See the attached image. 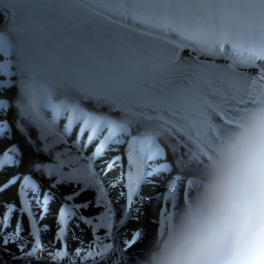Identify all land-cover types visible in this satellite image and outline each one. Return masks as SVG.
I'll list each match as a JSON object with an SVG mask.
<instances>
[{
    "label": "snow or ice",
    "instance_id": "snow-or-ice-1",
    "mask_svg": "<svg viewBox=\"0 0 264 264\" xmlns=\"http://www.w3.org/2000/svg\"><path fill=\"white\" fill-rule=\"evenodd\" d=\"M116 6L119 15L109 14V0H0V192L14 187L16 197L0 203V251L17 247L0 264H129L127 250L143 232L121 238L113 228L128 220L139 186L175 170L163 194L175 202L181 173L199 164L194 147L219 131L216 118L231 120L264 93V0ZM183 48L196 57H182ZM117 167L126 181L119 219L108 196L116 181L105 182ZM60 185L72 191L60 196ZM85 190L93 199L76 203ZM89 206L102 210L84 215ZM49 215L55 233L45 249ZM25 219L30 243L19 242ZM81 224L91 231L87 244L76 236ZM69 233L78 241L71 248Z\"/></svg>",
    "mask_w": 264,
    "mask_h": 264
},
{
    "label": "clouds",
    "instance_id": "clouds-1",
    "mask_svg": "<svg viewBox=\"0 0 264 264\" xmlns=\"http://www.w3.org/2000/svg\"><path fill=\"white\" fill-rule=\"evenodd\" d=\"M203 147L188 198L136 264H264V93Z\"/></svg>",
    "mask_w": 264,
    "mask_h": 264
},
{
    "label": "rangeland",
    "instance_id": "rangeland-1",
    "mask_svg": "<svg viewBox=\"0 0 264 264\" xmlns=\"http://www.w3.org/2000/svg\"><path fill=\"white\" fill-rule=\"evenodd\" d=\"M101 2H104V0H101ZM109 3L111 5V11L110 15H119L120 11L118 7L116 6V0H109ZM130 41H139L142 43H146V41H143L142 38L137 37L135 35H129L127 37ZM180 55L184 58H188L190 55L192 57H196L195 52H190L188 48L181 49ZM200 61H207L210 63H215L217 65H224L226 61L221 58L217 57L214 61L212 60L211 56H204L201 55L198 57ZM241 71H248L251 75H255V70L250 69H241ZM234 113V112H233ZM232 113V114H233ZM216 122L219 126V130L227 125L230 124L231 120L227 121H220L219 118H216ZM209 136L211 139L215 136L214 133L209 130ZM23 147V144H21ZM94 146V145H93ZM91 147L89 148V151H91ZM124 149L121 148L120 152L123 153ZM194 151L197 156L198 162L200 161V153L204 151L203 145L201 147H194ZM114 153H106L104 159H107L109 156L113 155ZM25 155H28L27 149H25ZM169 160H171V155L168 157ZM158 163L163 161H157ZM123 167L124 171H127L128 168V161L127 157H123ZM197 167V164H193L189 166L184 172L181 173L182 176H184V179L181 181L180 186L177 190V197L175 199V202H173V199L169 197L168 199H165L164 193H167L169 182L171 181L172 176L176 175L177 172L174 170L171 174L167 172H162L159 175H154L152 177L147 178L149 182L143 183L139 186V189L136 194L133 196V203L129 207V218L125 222L124 225H122L119 229L113 228L114 233H118L121 235V238H131L132 232L134 230H142L143 232V238L138 240L132 248L128 249L127 252L129 256L131 257L129 264H136V260L138 257H140L144 250L147 249V247L152 242L155 233L160 226L165 213L176 206L178 202H182L184 199L188 198V192L186 193V186L187 183L189 184V179H193L195 175V169ZM121 169L119 167L113 169L110 171L107 176L105 177V182L108 181H116L114 185L108 189V196L111 201L114 202V208H115V216L116 219H119V217L122 214V208L121 205L126 203V200L123 197L119 196V193L122 190H126L124 188V183L126 181H119L118 177L120 176ZM39 179V177H37ZM4 179H6L5 175H0V182H2ZM188 180V181H187ZM43 185L46 187L49 183L47 179L42 180ZM185 189V191H184ZM72 191L71 185L64 186L60 185L58 186V195L63 196L67 195ZM94 197V192L92 190H85L81 192V194L76 197L75 202L80 203L82 201L86 200H92ZM141 197L148 198V197H154L151 201V203L147 202V199L144 200L143 203H141ZM16 199L15 197V188H10L7 191L0 192V203L3 202H14ZM59 204V200H57L55 203L51 205L53 209H55ZM100 208H94L92 206H89V208L83 212L84 215H94L101 211ZM0 211H3L2 208H0ZM15 213H13L12 216V224L14 226L15 224ZM155 217L156 222H152V218ZM42 224H47L49 226L48 231H42L40 233V239L43 242V245L45 249H47L50 246V241H53L54 233H55V222L51 215H49L45 220L42 221ZM83 229V231H81ZM8 231H12V228H9ZM76 236L80 239H82L85 244H87L88 241L91 240V231L89 228H87L85 225L81 224L80 229H76ZM99 234L103 235L104 229H99ZM68 245L69 248H71L74 244L78 243L77 240H73L71 238V233L68 234ZM21 243H30V238L28 237V228H27V220L24 221V232L21 234V240L19 241ZM8 251L10 252H16V242H10L8 244ZM8 251H0V254L4 257V252L6 255H8ZM0 255V256H1ZM6 260V259H5Z\"/></svg>",
    "mask_w": 264,
    "mask_h": 264
},
{
    "label": "bare ground",
    "instance_id": "bare-ground-1",
    "mask_svg": "<svg viewBox=\"0 0 264 264\" xmlns=\"http://www.w3.org/2000/svg\"><path fill=\"white\" fill-rule=\"evenodd\" d=\"M187 181H188V180H187ZM189 185H190V183H189V184L187 183V186H186V189H187V190H186V193L188 192V194H187L188 196H189V194H190V193H189ZM184 191H185V189H184Z\"/></svg>",
    "mask_w": 264,
    "mask_h": 264
},
{
    "label": "trees",
    "instance_id": "trees-1",
    "mask_svg": "<svg viewBox=\"0 0 264 264\" xmlns=\"http://www.w3.org/2000/svg\"><path fill=\"white\" fill-rule=\"evenodd\" d=\"M3 254H4V257H5V259H6V260H8V259H9V256H8V255H6V253H5V252H4Z\"/></svg>",
    "mask_w": 264,
    "mask_h": 264
},
{
    "label": "water",
    "instance_id": "water-1",
    "mask_svg": "<svg viewBox=\"0 0 264 264\" xmlns=\"http://www.w3.org/2000/svg\"><path fill=\"white\" fill-rule=\"evenodd\" d=\"M1 255V254H0ZM2 256V255H1ZM3 257V256H2ZM5 260V258H3Z\"/></svg>",
    "mask_w": 264,
    "mask_h": 264
}]
</instances>
